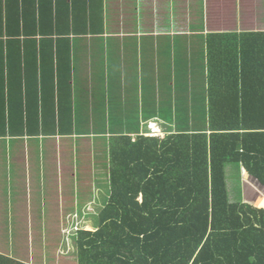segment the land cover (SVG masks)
<instances>
[{
    "label": "crops",
    "instance_id": "crops-1",
    "mask_svg": "<svg viewBox=\"0 0 264 264\" xmlns=\"http://www.w3.org/2000/svg\"><path fill=\"white\" fill-rule=\"evenodd\" d=\"M39 1L58 13L59 17H54L69 26V31L92 24L102 25L104 31L35 37L9 34L15 31V20L27 9V0H0V220L5 228L3 235L7 224L11 228L10 235H14L17 229L14 221L19 224L20 233L23 230L27 233L28 220H35V227L39 219L54 218L55 213L64 212L67 218L74 217L83 208L87 210L86 204L101 202L102 186L110 189V140L120 135L136 137L143 128L141 124L138 132L127 133L126 130L130 123L126 111L121 109L127 100L126 86L133 90L138 88L124 81L128 70L134 76V70L142 67L145 58L149 60L148 67L155 60L158 70L166 67L171 76L168 63H172L166 61L163 54L172 55L175 46L179 55L186 49L192 51L191 44L197 52L201 43L198 36L180 39L175 33L188 34L193 25L202 26L198 32L206 38L207 33L221 32L214 27L226 26V18L214 17L216 12H234L229 15L234 17L237 29L249 28L243 23L240 12L264 16V0ZM85 8L90 12L101 10L102 19L94 16L95 22L91 23L89 16L84 25L85 21L79 18ZM258 19L255 17L250 27L262 22ZM150 41L153 43L145 46V42ZM188 62L191 64L192 59ZM148 73L151 76L148 80L157 87L159 79H154L155 73ZM172 73L174 75V70ZM170 84L174 90L176 79H171L167 85ZM186 84L193 89L192 78ZM142 87L140 85V90ZM156 99L160 101L159 97ZM155 118L160 117L150 116L147 120L142 116L141 120L143 124L149 122L172 131L165 119ZM122 122L126 123L125 131L112 133L110 124ZM90 124L91 128L87 129ZM106 158L108 172L105 173L101 161ZM100 171L104 174L96 179ZM243 172L245 195L246 185L264 192L251 174L245 169ZM105 180L109 184H103ZM90 185L97 189L89 191ZM259 200L264 204L263 197ZM244 201L247 202V198ZM52 205H56L54 210ZM79 205L83 207L79 209ZM38 226L39 232L45 235V227L43 231L42 226Z\"/></svg>",
    "mask_w": 264,
    "mask_h": 264
},
{
    "label": "trees",
    "instance_id": "trees-1",
    "mask_svg": "<svg viewBox=\"0 0 264 264\" xmlns=\"http://www.w3.org/2000/svg\"><path fill=\"white\" fill-rule=\"evenodd\" d=\"M27 6L9 34L104 31L100 24L86 25L89 16L91 23L94 16L102 19L99 9L85 8L79 19L86 26L69 31L50 6L39 0H27ZM258 20L255 27L211 32L207 38L198 32L202 26L175 33L180 39L201 38L206 128L189 120L193 129L110 140V194L94 230L73 235L77 264H264V204L231 202L226 173L228 164H241L264 189V16ZM191 46L188 52L195 53ZM163 55L172 63L171 55ZM168 66L173 79L189 83L193 77L190 62L179 73ZM0 264L28 263L0 253Z\"/></svg>",
    "mask_w": 264,
    "mask_h": 264
},
{
    "label": "rangeland",
    "instance_id": "rangeland-1",
    "mask_svg": "<svg viewBox=\"0 0 264 264\" xmlns=\"http://www.w3.org/2000/svg\"><path fill=\"white\" fill-rule=\"evenodd\" d=\"M218 13L219 12H216L215 14L216 16L214 15V17L220 18L221 16L223 17V19L226 18L225 21L226 26H216L214 27V29L219 31L220 30L228 31V30H233L236 27L234 26L235 25V21L233 20L234 17L233 16L231 17L229 15V14H233L234 12L225 11L222 12V14L221 13L218 14ZM240 13L244 20L243 23H245L246 26L249 27H250L249 24L255 21L254 20L255 17L257 18L261 17V14L255 12H240ZM229 20H231L232 23H229ZM152 43L153 42L151 41L145 42V46H148L149 44ZM186 47L188 46L186 45ZM176 50H178V47L175 46L174 51ZM173 52L171 51L172 67H173V63L175 62V68H177V71H179L180 65H185L189 60L192 59L193 72L191 73H193L192 76L196 78L193 80V84H194L193 89L190 90L189 84L188 85L186 84V78L183 81L182 79H176L177 82L176 92L171 93L173 86L171 84L167 85V83H169L171 79L173 80V77L168 75L166 71V67H164L163 70L161 69L158 70V67L154 62L155 60L152 61L150 63V66L148 67L149 60L144 58L142 62V67L140 69L138 68L134 70L135 71L134 76L132 74L130 75L128 70L126 79L124 78V81L129 85L136 84L138 87L137 90H133V88H129L128 85L126 86L127 100L121 106V109L123 111H126L127 113L128 121H129L128 124L130 123V126L126 129L127 133L138 132V128L142 124L143 128L141 127V134L150 132L151 134H158L161 136L164 135L163 132L165 130L161 129L159 126L157 128L156 125L153 126V124H150L149 122L143 124L141 120L142 116L144 117V119L147 120L148 117L150 116L160 117V118H155L154 120L165 119L167 125L170 127L169 129L172 131L175 128L178 130L179 128L193 129L192 122L190 127L189 124H187L189 120L194 121V124L195 123L201 124L199 129L206 128L207 95L203 90V84H202L203 74L201 72V69L199 68V66H201V62H200L201 58L199 56L200 52L189 53L188 49H186V52L184 53L182 52L181 53L182 55H179L178 51L174 52L173 55ZM189 54H193V56H189ZM163 57L166 56L163 55ZM149 71L155 73L154 79L156 77L159 79L158 80L159 85L157 87L156 86L153 87L152 83H150V80H148V76L151 77L148 73ZM102 75H104L103 72ZM110 76H111V82H113L115 80L114 75L111 74ZM140 85L143 86L142 90H140ZM182 87L185 89L183 90V92H179ZM173 94H174V99H173ZM157 95L160 99L159 105L162 111L161 115L158 114L157 105L154 104ZM187 97L192 98L191 102L190 100L187 99ZM174 105L177 106L176 110ZM183 109H185L186 115L183 114L182 112ZM187 113L189 114L187 115ZM151 120H153V118ZM176 120L177 123L179 122L180 124H177ZM132 122H137V123L135 124ZM204 122L205 124L203 125L202 123ZM91 126L92 125L90 124L86 127L87 129H89L91 128ZM125 127L127 126L126 123L124 122L110 124V130L112 133H119V132L122 133L125 131ZM194 129H196L195 126ZM155 130L157 131V133L155 132ZM104 160L101 161V164L103 165L102 167L105 168V173H106L108 172V161L107 158L105 160L107 162H105ZM241 166H242L241 164L231 163L228 164L226 167L229 199L233 203H241L243 200H245V198H247L248 202H251L252 204L256 205V201L262 199V197L264 198V192L257 191L255 186L246 185L247 191L245 195V192L243 190V188H245V185L242 181L244 172ZM103 174H104L103 172H101V174L98 173V175H96V179L98 178L100 179V177H102ZM88 176H90V174ZM250 183L251 182H249V184ZM103 184H109V183L107 180H105L103 181ZM94 187L95 185H90V187H88L89 191H93L97 189ZM102 188L104 189V194H102L101 202L96 201L94 202V204L92 203L86 204L87 210L83 208L81 210V213H78L74 217L70 216V218H67L64 212L62 213V215H60L61 213L58 215L55 213L54 218H50L46 220L39 219L37 223L42 226L43 231L45 227L46 230L45 235H42L39 232L40 227L38 226V224L34 227L35 220L32 221L28 220V223L26 222L27 220H25V223L30 225L29 228L28 226L26 227L28 234L24 232L23 229H21V231L23 230L22 231L23 234H21L22 232L20 233L19 232L20 229H18L19 224L14 221V224L16 223L15 225L17 226V229L13 232L14 235H10L11 228H9V224H7V232L5 233L7 235L5 234L3 235L2 233L5 232V228L4 225H2L1 223L3 222V220H0V253L9 257L17 258V260L26 262L28 264H77L75 240L73 238V235L75 234V232H77L78 229H84L90 231L94 230V228L98 224V214L103 208L106 197L107 195L109 196V191H110V189L107 190V188L105 189L103 186ZM258 189L260 190V188ZM95 193H98V191H96ZM52 207H54L53 208L54 210L56 205H52ZM81 207L83 206L79 205V209Z\"/></svg>",
    "mask_w": 264,
    "mask_h": 264
}]
</instances>
